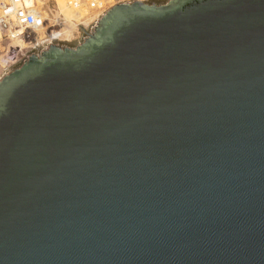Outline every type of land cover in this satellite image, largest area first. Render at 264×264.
I'll return each mask as SVG.
<instances>
[{
  "label": "water",
  "instance_id": "water-1",
  "mask_svg": "<svg viewBox=\"0 0 264 264\" xmlns=\"http://www.w3.org/2000/svg\"><path fill=\"white\" fill-rule=\"evenodd\" d=\"M0 78V264H264V0H132Z\"/></svg>",
  "mask_w": 264,
  "mask_h": 264
},
{
  "label": "built area",
  "instance_id": "built-area-1",
  "mask_svg": "<svg viewBox=\"0 0 264 264\" xmlns=\"http://www.w3.org/2000/svg\"><path fill=\"white\" fill-rule=\"evenodd\" d=\"M67 2L72 7L97 13L99 18L119 0H67ZM59 28L57 23L46 18L42 10L34 6L33 0H0L1 40L9 42L19 39L27 45L26 48H29L36 43L38 31L44 32L49 40H53L56 39L53 32Z\"/></svg>",
  "mask_w": 264,
  "mask_h": 264
},
{
  "label": "rangeland",
  "instance_id": "rangeland-1",
  "mask_svg": "<svg viewBox=\"0 0 264 264\" xmlns=\"http://www.w3.org/2000/svg\"><path fill=\"white\" fill-rule=\"evenodd\" d=\"M127 1H132V0H119V2H117L115 5L127 2ZM38 7L45 12H50L51 9L55 8V0H49L48 3L46 5H42V4H37ZM114 5V6H115ZM49 6V7H48ZM113 6V7H114ZM50 9V10H49ZM85 13V12H84ZM86 14V13H85ZM47 18H49L52 22L57 23L60 28L57 29L56 31H59L62 28V25L59 22H55L52 15H45ZM90 17V16H88ZM96 16H93L91 18H85L82 20V22H80V24L78 25V29L75 32V35L68 40L65 39H61L57 36V34L53 33V37L56 39L53 40H49L44 34H38L36 39H38L39 37H42L43 40L38 42L36 40V43L34 44L33 47H29L26 48L27 45L24 42H18V41H7V40H1L0 37V78L4 75V73L16 62H18L19 60H21L23 57H25L28 53H30L31 51L41 47V46H45L48 45L49 43H51L52 41H58V42H74L78 39H80L84 33L83 30L80 29V26L82 28L85 29V31L89 30V27L92 23H94V21L97 19L95 18ZM16 48V49H14ZM21 48V49H19Z\"/></svg>",
  "mask_w": 264,
  "mask_h": 264
},
{
  "label": "bare ground",
  "instance_id": "bare-ground-1",
  "mask_svg": "<svg viewBox=\"0 0 264 264\" xmlns=\"http://www.w3.org/2000/svg\"><path fill=\"white\" fill-rule=\"evenodd\" d=\"M48 1L49 0H33V3L37 9H40L37 4L39 3L42 5H46ZM55 4L56 5L54 9H51V10L49 9L50 12L44 13L43 10L42 12L44 15H47V16L52 15L54 21L55 22L57 21L62 25V28L59 31L53 32L57 34V36L61 39H65V40L71 39L75 35V32L78 29V25L80 24V22H82L83 19L91 18L93 16H96L95 18H98L99 16L97 13H94L92 11L72 7L68 4L67 0H55ZM39 33L45 35V33L42 31H38V34ZM42 40H43L42 37H39L37 39L38 42ZM12 41L22 42L19 39H13Z\"/></svg>",
  "mask_w": 264,
  "mask_h": 264
}]
</instances>
